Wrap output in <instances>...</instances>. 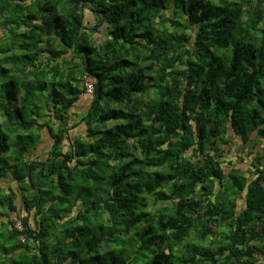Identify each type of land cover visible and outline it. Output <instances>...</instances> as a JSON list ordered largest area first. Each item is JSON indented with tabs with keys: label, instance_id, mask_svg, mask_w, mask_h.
<instances>
[{
	"label": "trees",
	"instance_id": "obj_1",
	"mask_svg": "<svg viewBox=\"0 0 264 264\" xmlns=\"http://www.w3.org/2000/svg\"><path fill=\"white\" fill-rule=\"evenodd\" d=\"M261 125L264 0H0V178L23 203L12 218L17 194L0 189V264H255L264 156L249 183L212 150Z\"/></svg>",
	"mask_w": 264,
	"mask_h": 264
},
{
	"label": "crops",
	"instance_id": "obj_2",
	"mask_svg": "<svg viewBox=\"0 0 264 264\" xmlns=\"http://www.w3.org/2000/svg\"><path fill=\"white\" fill-rule=\"evenodd\" d=\"M85 24L93 28L96 25V20L94 17H86ZM91 33L94 35L95 33L100 34L99 40L97 41L99 43H102L104 39L106 38V29L105 26L100 28V32L91 31ZM96 38H98L95 35ZM89 99V97L84 96L81 97V101L84 100V98ZM80 106V104H77ZM91 105V100L86 102L82 107L81 110H75L74 113L76 115L72 116L71 121H77L80 119L79 116L83 115ZM84 107H87L84 109ZM75 119V120H73ZM71 127V126H70ZM82 128V130H85V127L81 125L80 127L76 129H70V133L72 135H75L76 130L79 131ZM264 125H261L259 129H263ZM259 129L254 130L249 134L248 137L242 138L239 136L237 132H235L231 127L227 130L226 134L223 136H217L215 144L213 145L212 154H221L222 157L220 158L222 167L226 170V174L233 173L234 171H237L243 175L247 179V181L250 183L251 181L255 180V178L258 175V160L260 157L264 156V136L260 135ZM75 130V131H73ZM220 137V138H219ZM53 139L50 136V132L47 128L43 129L40 132V138L37 142V145L35 149L33 150V153L38 157L39 160H45L49 156V151L52 148ZM210 149V148H209ZM32 159L35 157L34 154L31 155ZM230 182L231 179H228L224 181L226 184L227 182ZM4 190L6 193H10L12 190L15 191L17 194V200L16 204L18 206V209L21 213H23L22 210V193L20 189V183L13 179L11 176L0 178V189ZM235 198L236 194H232ZM237 197V196H236ZM247 192H242L237 197L236 200V209L240 213L242 210L246 209L247 207ZM24 215V214H23ZM32 221V219H31ZM260 243H264V239L260 241ZM257 260L255 261V264H264V258L261 256L256 257Z\"/></svg>",
	"mask_w": 264,
	"mask_h": 264
},
{
	"label": "rangeland",
	"instance_id": "obj_3",
	"mask_svg": "<svg viewBox=\"0 0 264 264\" xmlns=\"http://www.w3.org/2000/svg\"><path fill=\"white\" fill-rule=\"evenodd\" d=\"M171 10L170 9H168L167 11H164V13H166V17H172L171 15ZM85 13H86V17H93V13H92V11H90L89 9H86L85 10ZM166 26L170 29V30H172V27H171V23L168 21L167 23H166ZM187 33L188 34H191L192 32L190 31V30H188L187 31ZM241 34H243V33H241ZM97 36L98 38V40H99V38L101 37L100 36V34H98V33H95L94 34V36ZM87 93V92H86ZM87 97H89V99H86V97L84 98V100H80V101H78V103L80 104V106L79 105H77L76 104V106H75V110H81L83 107V105L86 103V102H88V101H90L91 100V97H92V94H88L87 93ZM85 108H87V107H84V109ZM75 128V127H74ZM74 128H72V129H74ZM76 129V128H75ZM80 129V128H79ZM73 131H75V130H73ZM80 132H81V134H85V132H84V130H82V128L79 130ZM30 141V140H29ZM35 143V141L32 143V141H30L29 142V144H31V145H36V143ZM35 177H37L36 175H35ZM40 178V177H39ZM37 188V187H36ZM30 191L31 192H33V196H35V192H36V189H31L30 188ZM96 192H97V190H96ZM32 194V193H31ZM89 197H90V199L93 197V195H91V194H89L88 195ZM144 198H145V202L149 205V210L150 211H158L159 209H162V208H165V207H167V206H169L170 207V205H171V203L170 202H161V203H159L160 201H157L156 199H155V197L154 196H144ZM18 215H20V211H19V209H18V211L16 212V213H14L13 214V216H12V218H15V217H17ZM24 216V215H23ZM17 222H16V226L17 227H19V228H22V222H21V220L22 219H20V218H17ZM198 239V236L196 235V234H194V237L192 238V240H191V242L193 243V244H197V245H200V243H198V241H197V239ZM49 244V243H48ZM115 246V245H114ZM202 245H200L199 247H201ZM113 247V246H112ZM113 250H115V253H117V247L115 246L114 248H112ZM215 249V248H214ZM132 251V248L131 249H129V252H131Z\"/></svg>",
	"mask_w": 264,
	"mask_h": 264
},
{
	"label": "built area",
	"instance_id": "obj_4",
	"mask_svg": "<svg viewBox=\"0 0 264 264\" xmlns=\"http://www.w3.org/2000/svg\"><path fill=\"white\" fill-rule=\"evenodd\" d=\"M86 92L89 94H94L95 86H94V83L92 81L86 82Z\"/></svg>",
	"mask_w": 264,
	"mask_h": 264
},
{
	"label": "clouds",
	"instance_id": "obj_5",
	"mask_svg": "<svg viewBox=\"0 0 264 264\" xmlns=\"http://www.w3.org/2000/svg\"><path fill=\"white\" fill-rule=\"evenodd\" d=\"M87 81H90V80L88 79ZM85 87H86V84H85ZM92 95H94V94H92Z\"/></svg>",
	"mask_w": 264,
	"mask_h": 264
}]
</instances>
